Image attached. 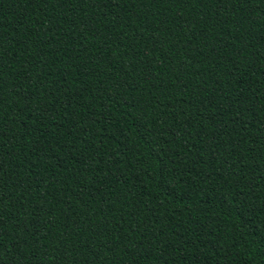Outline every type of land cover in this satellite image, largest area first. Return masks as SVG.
Here are the masks:
<instances>
[{
	"label": "trees",
	"instance_id": "obj_1",
	"mask_svg": "<svg viewBox=\"0 0 264 264\" xmlns=\"http://www.w3.org/2000/svg\"><path fill=\"white\" fill-rule=\"evenodd\" d=\"M0 264H264V0H0Z\"/></svg>",
	"mask_w": 264,
	"mask_h": 264
}]
</instances>
